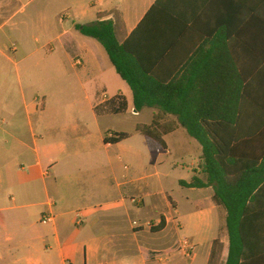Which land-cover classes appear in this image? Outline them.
Listing matches in <instances>:
<instances>
[{"label": "crops", "instance_id": "obj_1", "mask_svg": "<svg viewBox=\"0 0 264 264\" xmlns=\"http://www.w3.org/2000/svg\"><path fill=\"white\" fill-rule=\"evenodd\" d=\"M156 2L0 0V264L227 263L228 240L213 261L222 218L226 223L214 189L180 186L204 178L201 167L178 182L188 209V217L181 216L167 180L137 178L152 161L151 148L128 143L131 138L104 141L118 132L109 118L122 115L109 102L123 97L128 112L133 93L117 92L119 75L107 52L76 26L112 21L123 44ZM176 2L180 14L197 24L198 60L208 52L215 63L224 61L226 71L240 70L245 84L264 86V0ZM221 23L228 33L218 34ZM27 86L37 87L34 95ZM202 200L217 215L218 232L208 240L194 235L193 255L185 257L174 246L178 234L203 217ZM146 204L149 214L135 218L133 208ZM77 212L84 215L81 225ZM45 214H53L54 222L42 224ZM163 217L165 228L153 232ZM253 264H264V254Z\"/></svg>", "mask_w": 264, "mask_h": 264}, {"label": "trees", "instance_id": "obj_2", "mask_svg": "<svg viewBox=\"0 0 264 264\" xmlns=\"http://www.w3.org/2000/svg\"><path fill=\"white\" fill-rule=\"evenodd\" d=\"M196 26L180 14L176 0H157L123 44L112 21L77 25L76 30L103 46L131 89L137 112L158 110L151 124L136 127L138 133L167 150L165 138L182 127L201 145L204 178L195 176L180 186L214 189V203L226 212V264H253L264 254V86L245 84L240 70L226 71L224 61L215 63L208 52L198 60ZM219 31L229 30L221 23ZM217 40L224 42V37ZM116 103L114 113L127 111L123 97L109 106ZM130 136L117 132L104 141L118 144ZM165 226L163 217L151 230Z\"/></svg>", "mask_w": 264, "mask_h": 264}, {"label": "rangeland", "instance_id": "obj_3", "mask_svg": "<svg viewBox=\"0 0 264 264\" xmlns=\"http://www.w3.org/2000/svg\"><path fill=\"white\" fill-rule=\"evenodd\" d=\"M41 44H44V41H42ZM33 60L34 59L30 58L27 60V62ZM36 88L37 87L34 88L33 86H27L28 92L33 95ZM119 91H124L125 94H128L130 92V89L127 84L117 76V92ZM154 111V109L147 108L142 110L141 112H137L135 108H131L128 112H123L126 114L122 113V115H117V117H110L109 120L117 124L116 128L118 132L121 131L131 134V140L128 143H131L138 148L143 146L151 148L152 161L147 163L142 168V171L137 172V178H146L147 182L145 183L157 182L161 179L167 180L169 182V189L171 191H174L173 193H170L171 196H173V198L176 199L180 205L181 216L188 217V209L186 207V203L184 202V195L186 192L180 190L181 188H179L178 182L189 174H193L194 168L200 170V167L202 165L201 145L196 140L192 139L187 134L185 129L180 127L178 131L165 138V141L170 150L169 153L166 150H159L158 148H156L135 129L139 124H151ZM5 128H8V126H5ZM195 200L198 201L197 198H195ZM148 201H150V199H147V204ZM147 204L146 208H133L135 218H143L145 217V215L149 214L148 209L150 208H148ZM202 204L203 217L200 219V221L193 223L189 228L186 227L183 232H180L178 234L177 243L174 246V251L181 252L180 245L183 239L190 240L194 235H200L205 240H208L217 235L219 226L217 215L215 213H213L212 215L211 209L210 207H208L209 204L207 202L202 200ZM183 211H185L186 214H183ZM210 215H212L211 218ZM174 225L175 224L172 223L170 225V228H174ZM227 240L228 236L226 232V223L222 218L219 228V234L216 240L217 242L216 245H214L213 261L217 259L218 255L222 251L223 245L221 244V242L225 243L227 242ZM214 264H221L219 258L218 261Z\"/></svg>", "mask_w": 264, "mask_h": 264}, {"label": "built area", "instance_id": "obj_4", "mask_svg": "<svg viewBox=\"0 0 264 264\" xmlns=\"http://www.w3.org/2000/svg\"><path fill=\"white\" fill-rule=\"evenodd\" d=\"M64 18L65 17H61V19H64ZM75 62L78 65L81 64L79 59H77ZM132 202L134 204H142V200H138V199H132ZM76 219H77V224L81 225L83 223V219H84L83 213L77 212L76 213ZM54 220H55V216L53 214H45L42 216L41 223L44 225H47V224L53 223ZM133 224L136 228L141 227L140 222H134ZM148 225L151 226L149 223H148ZM180 250L184 253L185 256L192 257L193 252L195 250V246L193 245V243L189 239H183L181 241ZM158 260L160 263H164L165 257L159 256Z\"/></svg>", "mask_w": 264, "mask_h": 264}]
</instances>
